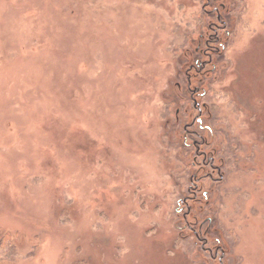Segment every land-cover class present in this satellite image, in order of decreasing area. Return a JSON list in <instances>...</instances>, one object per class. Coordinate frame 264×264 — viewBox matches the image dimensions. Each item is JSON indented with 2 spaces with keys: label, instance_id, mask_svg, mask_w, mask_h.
Returning <instances> with one entry per match:
<instances>
[{
  "label": "rangeland",
  "instance_id": "1",
  "mask_svg": "<svg viewBox=\"0 0 264 264\" xmlns=\"http://www.w3.org/2000/svg\"><path fill=\"white\" fill-rule=\"evenodd\" d=\"M0 264H264V0H0Z\"/></svg>",
  "mask_w": 264,
  "mask_h": 264
},
{
  "label": "flooded vegetation",
  "instance_id": "2",
  "mask_svg": "<svg viewBox=\"0 0 264 264\" xmlns=\"http://www.w3.org/2000/svg\"><path fill=\"white\" fill-rule=\"evenodd\" d=\"M219 18V17H218ZM219 20V19H218ZM218 37H215V39H217ZM196 59H198L196 57ZM201 59V58H200ZM191 79V78H190ZM188 80V89L189 92L192 91V101L194 103V105L196 104V102L194 101V97L193 95H196L197 92L194 88H190L191 83L190 80L187 78ZM196 88V87H195ZM190 89H192L190 91ZM203 104V103H202ZM205 105V103L203 104V106ZM205 106L203 107V109L196 104L195 109L198 112V114L203 115L204 120L206 121L205 124H203V119L201 118H196V120H192L190 121V128L193 126V128L195 126H197V130H193L191 133L190 131H188L190 134L194 135V139L192 140V142L190 143V147L194 148V158L196 159H201L202 162H199L198 164H201L202 167H208L210 168V174L208 175L209 178L212 180L214 179L215 182H219L220 180L224 179V175H225V171H223V169L225 168L226 165V160L224 159V155H225V151L220 150L218 151V149L215 147L216 146V133H215V127L211 124L210 119H208L210 117V114L207 110L204 109ZM208 116V118H206ZM188 128V127H187ZM184 129L186 130V126L184 127ZM206 130L209 134V140H205L204 136L201 134V132L199 131H204ZM195 132V133H193ZM187 136V132L185 133ZM225 160V161H224ZM218 161V164H215V162ZM203 163V164H202ZM215 174V175H214ZM199 179L196 178L195 174L190 175V179L189 182L191 183H195L196 181H198ZM196 189V187H194V190ZM200 188L198 187L197 193L200 192ZM206 194H201V199L205 198ZM200 212H202V210H200ZM199 212V213H200Z\"/></svg>",
  "mask_w": 264,
  "mask_h": 264
},
{
  "label": "trees",
  "instance_id": "3",
  "mask_svg": "<svg viewBox=\"0 0 264 264\" xmlns=\"http://www.w3.org/2000/svg\"><path fill=\"white\" fill-rule=\"evenodd\" d=\"M208 94H209V97L207 98L206 96L207 95H204L203 96V99L204 98H206V100L208 99V101L207 102H205L206 103V105H209L208 106V112H209V114H210V117L208 118V119H210V121H211V124H215V122H216V118H217V115L214 113V109H215V107H214V105L212 104V103H210V100H211V94H212V90L209 88V90H208ZM214 126V125H213ZM215 133L216 134H218V129L215 127ZM221 138V137H220ZM219 139V138H218ZM217 138H216V140H218ZM219 141V148H218V151H220V150H223V151H225V155H224V159L226 160V163L228 164V163H230L231 164V158H230V156H231V150L226 146V144H227V142H226V144L224 143L225 141H224V139L222 140H218ZM217 144V143H216ZM224 145H225V147H224ZM224 160V161H225ZM227 171H229V169H227V167L225 168ZM222 182H223V180H220L219 182H217V187L218 188H220V186L219 185H221L222 184ZM4 243L5 245H6V247L8 248L7 249V251L8 252H5V253H7V255L6 256H8V255H10V256H12V254L14 253V251H15V248H14V244L12 243V241H11V238L8 236V235H6V236H3L2 238H1V243Z\"/></svg>",
  "mask_w": 264,
  "mask_h": 264
}]
</instances>
